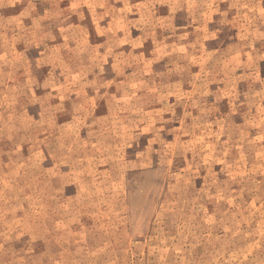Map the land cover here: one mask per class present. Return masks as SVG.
<instances>
[{
    "label": "rangeland",
    "instance_id": "374dc122",
    "mask_svg": "<svg viewBox=\"0 0 264 264\" xmlns=\"http://www.w3.org/2000/svg\"><path fill=\"white\" fill-rule=\"evenodd\" d=\"M0 264H264V0H0Z\"/></svg>",
    "mask_w": 264,
    "mask_h": 264
}]
</instances>
